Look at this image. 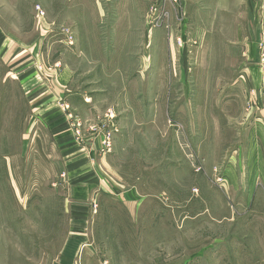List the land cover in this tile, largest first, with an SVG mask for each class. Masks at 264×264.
Returning <instances> with one entry per match:
<instances>
[{"label":"rangeland","instance_id":"374dc122","mask_svg":"<svg viewBox=\"0 0 264 264\" xmlns=\"http://www.w3.org/2000/svg\"><path fill=\"white\" fill-rule=\"evenodd\" d=\"M187 1L0 0V249L15 244L20 264H179L184 250L221 235L222 217L243 216L237 194H227L225 171L235 148L246 152L256 138L264 144V0H191L193 12ZM211 4L234 28L225 41ZM125 18L146 33L168 19L176 73L189 80L139 81L137 58L147 55L137 34L120 42L115 25ZM241 25L244 43L260 37L258 58L242 66ZM150 53L157 55V45ZM114 70L107 81L104 73ZM158 89L163 96H141ZM52 107L65 121L51 124L45 112ZM61 123L91 169L109 153L91 200L74 194L78 181L56 139ZM123 127L130 145L117 153ZM260 150L264 155V145ZM79 207H87L84 217ZM79 221L84 229L74 231Z\"/></svg>","mask_w":264,"mask_h":264},{"label":"crops","instance_id":"0c3cea01","mask_svg":"<svg viewBox=\"0 0 264 264\" xmlns=\"http://www.w3.org/2000/svg\"><path fill=\"white\" fill-rule=\"evenodd\" d=\"M194 6L195 5H193L191 0L189 4L187 1L186 7L191 8L192 12ZM162 8L164 9L165 6H162ZM209 10H211V15H213V17L217 19V24L214 25L216 22L215 20L212 25L217 26L219 23V19L222 20L221 41H225L226 39H228L230 32L232 34L234 30L233 27L229 26V15L225 11L223 12L220 9L219 16H214L215 11H218L219 9L213 4L210 5ZM204 15L207 16L205 14V10ZM220 15H222L221 18ZM213 17L211 16L210 18ZM164 21L147 33L144 29L139 28V26H130L129 23H127L128 21L126 18L123 22L121 19L115 25L120 42L127 43L129 35L131 34H137L140 36V39L142 41L139 47L140 54L142 50H144L143 53L146 54L147 57H144V55L141 54L137 58L138 61L141 62L139 66H143L145 68L143 69L142 67L139 71V81L141 80L152 81L156 83H169L171 81L173 82L177 80H183V74H181V72L176 73V56L175 52L171 54L172 47L169 45L170 31L166 28V21H168V19L165 21V23ZM259 22V20H255V22L253 23V32L258 33ZM156 28L160 29L156 30ZM246 31V28L244 31V27H242V25L241 28L238 30V34H240L239 38L241 39L240 43L242 44L240 52H242L243 50L242 54L245 56L243 58L244 61L243 63H241V66L246 64V58L248 56L254 57V59L256 60V58H258L259 52L257 46V39L259 40L260 37L257 36L256 39L255 37H252V39L248 37V44H246L244 43V34H246ZM4 34L5 32L0 27V47L3 45L2 42ZM205 36H207V46L209 45L208 48L212 50V47L214 48V46L212 45V43L210 44V32L207 31ZM146 42L147 45H145ZM153 45H157L158 53L156 56L150 53V48H152ZM223 47H225V45H223ZM3 52L5 53L4 49H1L0 56L4 54ZM2 60L5 62L6 65L10 64L6 63V59L2 58ZM232 62L233 61H230L225 64H233ZM208 63L210 64V61H205L204 63H202V65L207 66ZM263 63L264 59L261 58L259 65H263ZM153 66L155 68L152 70L151 73H149V70ZM258 70L261 71L262 68L260 67L258 68ZM114 72L115 70L112 72V74L104 73V75L108 78L107 81H112L111 77L115 75ZM10 73L11 72L9 71L5 74V78L3 79V81H6V78L10 76ZM124 73L126 75V71ZM12 75L14 76L13 81L14 83H16V75H14L13 73ZM242 75H244V72L242 73ZM183 76L184 79L187 78L189 80L187 73ZM22 77L23 76L17 77L19 84H21ZM239 77L242 78L244 76H238V80L236 79V81H239ZM124 80H126L125 76ZM133 80L138 81L136 77H130L127 81ZM142 91L143 93H141V96L145 95L146 97H156L164 95L163 89L157 90V92H159L161 95L157 94L156 91L154 94L146 93V91L144 90ZM126 94L129 95L131 93L130 91H127ZM36 95V93L31 94V99H33L35 103L38 102ZM82 97H88V100L90 99V96L86 93H84ZM88 100H86V102H91ZM55 108L56 107H52V109L45 112L51 124H54L55 122H59L61 120L62 122L65 121L63 120L64 113H60V111H58L59 109ZM260 128H262L261 125ZM58 129L60 131H58ZM55 131L59 132L56 137L59 144L65 146V151L63 153L67 155L68 169L70 170V172L73 173L72 176L75 177L74 179L76 180V182L78 181L77 185L74 186V194L76 196H79V198L82 200H91L92 197L95 198L96 193H99L98 188H100L101 190L100 179L102 176H104L101 174V172H104L105 170L103 165H109V160L107 157V154L109 153H100L99 164L93 169H91L85 163L88 162V159L86 158L87 156L84 155L85 152H80L83 147H80L79 145L76 146V143L74 142L75 138L73 137L72 133L68 130L67 125L61 123V126L58 128L56 127ZM115 137V148L113 149H115L117 153L119 152V149L121 152H123L125 147L130 145L129 133L126 132L123 127L122 131ZM260 142L261 139L258 138L252 140L251 143L249 141L248 146H250V148L248 147L246 152L242 145L238 149L235 148L234 152L230 154L227 160V166L225 171V175L228 180V185L226 187L227 194L233 195L234 198L235 194H237V204L234 205L235 208L239 211V215L243 214V216L237 218L235 216L232 218L229 216L222 217L221 222L219 223L222 226L221 235L215 238L213 237L212 240H207L205 244L199 247L196 245V248H192L188 251L184 250L178 256L180 259L179 264H264V155L261 154L260 150V146L264 144H260ZM256 159L258 162L257 164ZM91 170L94 171V175H92L93 177L89 176V172H91ZM74 179L72 180L73 182L75 181ZM116 192L119 194L121 193L119 192L118 188ZM228 206L229 205H227V208ZM77 210L78 212L76 214L84 217L86 215L87 207H79ZM196 219L197 218L193 216L189 219V222L194 225L196 223ZM84 225L85 223L79 221L73 223L72 228L74 229V231H82L84 229ZM6 235L8 236L6 242L12 241L11 239L9 240V235ZM190 242L192 244H197L196 240H191ZM7 246L10 248V244H7ZM14 246L15 244L12 247L13 249H5V247L4 249H0V264H16V258L18 259V264H20L21 253L20 251H16L14 249ZM74 254L76 257L77 252H74ZM68 259L71 258L68 257ZM51 264H53V262ZM72 264H75L74 261H72Z\"/></svg>","mask_w":264,"mask_h":264},{"label":"built area","instance_id":"2783aa9c","mask_svg":"<svg viewBox=\"0 0 264 264\" xmlns=\"http://www.w3.org/2000/svg\"><path fill=\"white\" fill-rule=\"evenodd\" d=\"M263 82H264V79H263ZM104 143H105L106 148H108L107 150H110V146H111V133L110 132H108L106 136L104 137Z\"/></svg>","mask_w":264,"mask_h":264}]
</instances>
